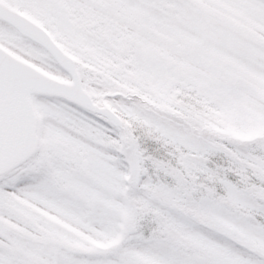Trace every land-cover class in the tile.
<instances>
[{"label": "snow or ice", "instance_id": "1", "mask_svg": "<svg viewBox=\"0 0 264 264\" xmlns=\"http://www.w3.org/2000/svg\"><path fill=\"white\" fill-rule=\"evenodd\" d=\"M0 264H264V0H0Z\"/></svg>", "mask_w": 264, "mask_h": 264}]
</instances>
